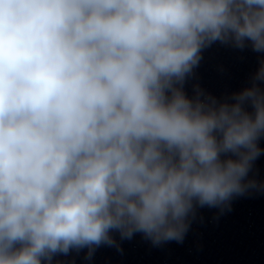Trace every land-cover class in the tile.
<instances>
[{"label": "clouds", "instance_id": "1", "mask_svg": "<svg viewBox=\"0 0 264 264\" xmlns=\"http://www.w3.org/2000/svg\"><path fill=\"white\" fill-rule=\"evenodd\" d=\"M215 42L264 53V0H0V264L182 242L257 187L264 61L231 101L183 88Z\"/></svg>", "mask_w": 264, "mask_h": 264}]
</instances>
